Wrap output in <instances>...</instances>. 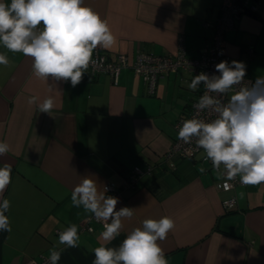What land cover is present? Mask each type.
I'll return each instance as SVG.
<instances>
[{
    "label": "crops",
    "instance_id": "0c3cea01",
    "mask_svg": "<svg viewBox=\"0 0 264 264\" xmlns=\"http://www.w3.org/2000/svg\"><path fill=\"white\" fill-rule=\"evenodd\" d=\"M221 2L84 0V6L108 22L115 38L110 49H96L111 60L127 56L131 61L139 52L175 55L179 38L185 54L196 57L210 43L213 29L205 24L219 17ZM254 2L256 12L243 13L226 32L225 51L231 61L244 63L255 81L264 76V0ZM0 53L9 59L8 66L0 65V141L10 146L0 167L12 165L11 183L0 198L10 201L6 215L12 229L0 231V264L47 258L54 246L63 249L58 264H93V248L118 247L143 220L164 216L175 222L158 241L168 264H264V184H238L222 192L214 171L198 156L163 159L176 140L175 120L197 93L186 86L194 77L190 72L161 75L151 96L140 75L127 68L117 83L87 69L74 88L70 81L49 77L55 88L50 92L34 77L31 58L3 47ZM49 96L56 106L40 113L37 104ZM30 97L37 104L29 105ZM201 165L204 173L198 171ZM134 167L142 170L140 178L126 188ZM85 175L100 191L106 184L118 190L111 195L119 199L117 210L136 209L131 220H123L116 240H99L102 222L71 205V192ZM227 199L234 203L226 209ZM72 223L78 226L79 246L59 245V232Z\"/></svg>",
    "mask_w": 264,
    "mask_h": 264
},
{
    "label": "clouds",
    "instance_id": "9594fccd",
    "mask_svg": "<svg viewBox=\"0 0 264 264\" xmlns=\"http://www.w3.org/2000/svg\"><path fill=\"white\" fill-rule=\"evenodd\" d=\"M114 43L108 22L85 7L84 0H0V47L31 58L34 77L43 80L50 92L55 88L47 83L49 77L70 81L76 87L95 63L93 50L98 46L110 49ZM8 64L6 53H0V65ZM215 72L218 75L201 72L186 82L191 91L203 85L204 92L193 105V117L179 126L178 139L185 144L195 142L203 151L204 163L211 162L216 179L224 181L225 189L237 177L242 186L264 184V76L246 82V65L235 60L216 64ZM225 96L229 97L226 102ZM27 103L37 104V98L30 97ZM55 106L52 96L37 104L40 113H49ZM201 113L211 118L203 119ZM9 150V144L0 141V157ZM198 171L204 173L205 168L201 165ZM11 173V164L0 167V198L11 183ZM90 177L81 176L71 192V205L102 222L98 239L111 242L120 236L123 220H131L136 209L117 210L119 199L107 195L106 186L100 191ZM238 195L244 197L243 192ZM9 208L10 201L0 199V231L12 230L6 215ZM174 227V220L168 216L145 219L118 247L102 244L93 248V264H168L158 241L165 240ZM79 241L75 223L58 234V244L67 248L78 247ZM62 251L57 246L49 249L46 264H58Z\"/></svg>",
    "mask_w": 264,
    "mask_h": 264
},
{
    "label": "built area",
    "instance_id": "2783aa9c",
    "mask_svg": "<svg viewBox=\"0 0 264 264\" xmlns=\"http://www.w3.org/2000/svg\"><path fill=\"white\" fill-rule=\"evenodd\" d=\"M257 10V6L253 0H222L221 7L219 10L218 18L214 22H207L205 27L213 29V34L210 38V43L208 46L202 48L196 55V57H191L185 54L182 38L178 39L179 45L175 55H155L153 53L139 52L136 54L134 60L129 61L127 56H117L118 59H110L105 53L99 52L97 49L93 50L92 58L95 61L94 64H90L88 70L92 75H97L101 73H106L110 77L111 81L117 83V77L120 71L124 68L131 69L135 73H138L141 80L145 84V92L147 94H154V89L158 77L163 74L173 73V71L183 70L190 72L194 77L204 72L208 75L216 74L215 65L222 62L228 61L231 63V58L229 54L225 51L226 40L225 34L234 27V21L236 18L243 15V13L254 14ZM250 54L253 53L251 49L248 50ZM244 80L255 82L247 74ZM196 96L191 100L187 111L184 115L177 117L174 123L176 130V140L173 142L171 147L163 155V159L171 160L173 158L189 159L194 156H198L200 162L204 163L203 151L197 149L195 142L191 144H185L183 141L178 139V128L182 124L184 119L192 118L195 114V109L193 105L197 102L198 98L203 94V85L199 86L196 91ZM228 96L223 97L225 102L228 100ZM201 118L210 119L211 117L207 113H201ZM212 169L211 162L205 163ZM174 167V163L170 164ZM213 170V169H212ZM151 168L148 167L146 172H150ZM142 170L138 167H134L127 178L124 180L123 185L126 188L134 187L140 178ZM224 181L216 180L215 185L218 190L226 192L240 184L239 177L233 181H229V187L225 189L223 187ZM218 185H221L218 187ZM109 191L110 195H116L118 190L111 184L105 185ZM234 203L233 199H227L223 202V207H231ZM47 258H40L39 260H28L26 264H46Z\"/></svg>",
    "mask_w": 264,
    "mask_h": 264
},
{
    "label": "rangeland",
    "instance_id": "374dc122",
    "mask_svg": "<svg viewBox=\"0 0 264 264\" xmlns=\"http://www.w3.org/2000/svg\"><path fill=\"white\" fill-rule=\"evenodd\" d=\"M146 95H147V96H151V94H150V95H149V94H146ZM229 95H231V94H229ZM191 98H193V99H194V98H195V96H192ZM193 99H192V100H193ZM188 100H189V99H188ZM188 100H185V102H186V101L188 102ZM187 102H186V103H187ZM190 103H191V102H190Z\"/></svg>",
    "mask_w": 264,
    "mask_h": 264
},
{
    "label": "water",
    "instance_id": "95a60500",
    "mask_svg": "<svg viewBox=\"0 0 264 264\" xmlns=\"http://www.w3.org/2000/svg\"><path fill=\"white\" fill-rule=\"evenodd\" d=\"M254 1H255V0H254ZM244 14H247V13H244ZM247 15L251 16V14H247Z\"/></svg>",
    "mask_w": 264,
    "mask_h": 264
}]
</instances>
